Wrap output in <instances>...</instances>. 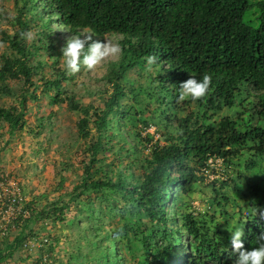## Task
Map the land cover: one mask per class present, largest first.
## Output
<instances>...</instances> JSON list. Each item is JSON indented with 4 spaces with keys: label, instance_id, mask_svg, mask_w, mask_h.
I'll use <instances>...</instances> for the list:
<instances>
[{
    "label": "trees",
    "instance_id": "1",
    "mask_svg": "<svg viewBox=\"0 0 264 264\" xmlns=\"http://www.w3.org/2000/svg\"><path fill=\"white\" fill-rule=\"evenodd\" d=\"M258 8L260 26L254 28L244 21L249 0H0V94L13 101L6 106L0 100V137L9 145L22 131L41 141L38 155L49 152L54 130L45 134L48 145L39 136L56 112H41L31 123L29 105L49 97L76 117L63 125L61 144L79 154L80 164L71 188L58 172L60 179L51 183L58 196H45L14 239L2 241L0 264L16 260L35 223L44 236L43 226L58 222L76 231L74 264H234L238 253L224 207L232 185L247 195L261 189L264 126L246 125L243 113L224 110L247 83L264 119V0ZM57 21L73 35L107 37L121 53L98 66L100 74L82 67L69 76L61 51L69 37H58L51 24ZM27 31H35L31 41L21 38ZM149 55L157 57L151 70ZM205 73L212 77L208 94L177 103L179 84ZM152 126L155 132L148 131ZM214 155L233 168L231 175L244 156L251 173L231 176L227 168L226 179L210 181L206 167ZM62 164L65 170L74 166L71 158ZM200 183L211 188L206 203L222 218L195 210ZM248 212L242 241L250 250L264 232V196ZM44 237L41 253L53 259L60 237L51 231Z\"/></svg>",
    "mask_w": 264,
    "mask_h": 264
},
{
    "label": "rangeland",
    "instance_id": "2",
    "mask_svg": "<svg viewBox=\"0 0 264 264\" xmlns=\"http://www.w3.org/2000/svg\"><path fill=\"white\" fill-rule=\"evenodd\" d=\"M249 1L250 9L244 15V21L249 23L252 27L258 28L260 26V9L258 8V3L263 0ZM58 25H60L58 22L53 24L54 27H57ZM7 29L11 32L12 26L7 24ZM58 29L64 30L63 28ZM34 32L35 31H32V33ZM53 32V36L55 37L57 35L56 30H53ZM63 34L65 35V33ZM43 41L45 42L46 40ZM53 41L55 43L56 39L53 38ZM65 45L66 43H62V46ZM3 49H5V45L0 40V52ZM92 73L100 74L99 71ZM11 83L13 82L11 81ZM0 100H7L6 106H9L11 103H13L12 98L8 97L7 94H0ZM88 100V98L83 99L84 102H88ZM257 102L258 99L254 98L251 93V85L245 83L240 86V92L237 96L235 105L233 107L226 108L224 112L234 116L235 114L243 111V117L246 125L259 123L263 124L264 126V119L255 112V108L257 109ZM29 105H31L30 107L32 109L30 113L31 123H36V119L41 112L44 113V115H48L53 111L56 112L52 118V124H46L47 126H44L43 128V130L46 132L39 136L40 140H44L43 144L48 145L45 134L50 131V128L54 130L52 135L55 140L48 141V143L52 146L50 148L51 150L49 152L43 151L38 155L39 150H41V141L38 142L35 135H23L21 131L12 137V141L9 143V145H5V141H3L4 139L0 137V162L2 166L9 168L11 171H13V173L21 176L20 180L25 187L28 199L31 200L34 198V207H40L42 204L41 200L45 199V196L50 198H56L58 196V190H51V183H55L60 179L58 172L65 176V186L71 188V185L73 184V181L76 177V173L80 170V164L76 161L77 155L79 154L77 152L74 154L73 149H68L65 144H61L65 133L63 125L69 121H72L76 117H73L74 115H70L65 105L58 106L57 104L51 103L49 97H44L40 101L36 102L30 101ZM148 131L154 132V128H150ZM156 137H158V135ZM69 158H71L74 166H69L68 170H65V168H63L64 164H62V162L68 161ZM51 167L53 169H51ZM244 173L249 174V171L244 170ZM47 175L50 177L47 178ZM199 187V191L193 195L192 203L197 207V211H199L200 215V213L206 212L207 208L209 207L208 203H206V200L209 196L213 195V192L211 188L206 186L204 183H200ZM48 190L50 191L49 193ZM45 191H47V194H45ZM39 227L40 226H38V228ZM43 227L44 228H42L40 231L44 234V236L48 231H51L60 237V241L58 243L59 250L58 253L56 252L52 264H74L70 262V256L75 251L73 248L75 240L72 238L76 232L75 229L69 230L67 227L63 226L61 222H58L54 225L53 223H49ZM82 246L84 251L88 250L87 243L83 242ZM37 253L39 252L37 251ZM15 257L17 260V262L15 260L16 264H21L22 262L26 263V259L21 260V257H25L22 249H18Z\"/></svg>",
    "mask_w": 264,
    "mask_h": 264
},
{
    "label": "clouds",
    "instance_id": "3",
    "mask_svg": "<svg viewBox=\"0 0 264 264\" xmlns=\"http://www.w3.org/2000/svg\"><path fill=\"white\" fill-rule=\"evenodd\" d=\"M54 23L55 22L51 23L52 26ZM58 24L60 23L58 22ZM54 28L58 31V37L61 40L65 41V38L69 37L67 39L66 45L61 50L62 67L69 76H75L76 74L80 73L82 67L86 71H95L97 67L100 66L105 60L116 57L121 53L119 44L113 42V40L108 39L107 37H105L104 41H101L98 39H93V35L90 33L73 35L72 32L65 30L62 25H58ZM58 28H63L64 30ZM63 33H65V35ZM21 38L31 41L32 39H34V34L31 31L22 32ZM146 60L148 68L149 70H151V66L156 64L157 62V57L155 55H149L146 57ZM211 84L212 77L207 73H205L199 80L191 75L189 79L179 84L177 103L184 102L187 99H191L192 101L201 100L208 94ZM254 98L256 97L254 96ZM258 108L259 107H257V109ZM255 112L257 113L256 108ZM241 113H243L244 115L243 111H241ZM151 128H154L155 132L156 127L152 126ZM157 135L159 137V134H156V136ZM248 157L251 159V153H249ZM236 164L237 167L234 168V173H237V171L239 170L243 172L244 170H247L249 171V174L251 173V170L249 169L250 160L245 161L244 156H242ZM260 164L264 169V158L260 160ZM207 165L208 166L206 167V174L208 175L207 177L210 181L216 178H227L226 171L228 166L222 156L214 155L210 157ZM213 169H215V172H213ZM232 169V167L228 168L227 173H229V175H231V172L233 171ZM261 177L263 178L260 184L261 189L259 192H257L256 195H251L250 193H248L247 195V192L239 190L232 185L230 190V201L227 202L224 207L226 209V213L230 218L228 231L231 234V248L235 253H238V258L234 261V264H264V232L257 236L258 246L252 247L250 250L245 249L244 243L242 241L244 228L246 226L245 222L249 216L248 207L254 202L260 201V199L264 196V171L262 172ZM260 181L261 180H258V182ZM245 186L248 187L247 184H245ZM244 193H246V195H244ZM208 205L209 207L207 208V210L213 212V214L217 218H222L219 208L210 205L209 202ZM36 208L37 207H35V209ZM195 210H198L197 207ZM206 212L200 213L199 216H201L202 214L205 215Z\"/></svg>",
    "mask_w": 264,
    "mask_h": 264
},
{
    "label": "built area",
    "instance_id": "4",
    "mask_svg": "<svg viewBox=\"0 0 264 264\" xmlns=\"http://www.w3.org/2000/svg\"><path fill=\"white\" fill-rule=\"evenodd\" d=\"M34 208V205L29 204L22 181L16 178L9 168L0 166V244L2 241L9 243L14 239L23 228L25 221L32 217ZM35 229L36 232L30 235L19 248L23 250L26 257V263L21 264H52L53 259L49 254L41 253L45 247L44 241L47 239L37 235L36 223ZM12 264H16L15 260Z\"/></svg>",
    "mask_w": 264,
    "mask_h": 264
}]
</instances>
